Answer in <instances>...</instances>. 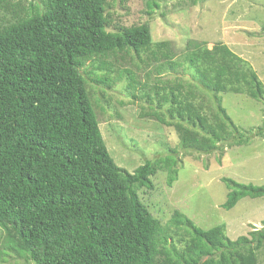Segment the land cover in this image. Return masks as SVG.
I'll return each mask as SVG.
<instances>
[{"label": "trees", "instance_id": "1", "mask_svg": "<svg viewBox=\"0 0 264 264\" xmlns=\"http://www.w3.org/2000/svg\"><path fill=\"white\" fill-rule=\"evenodd\" d=\"M39 2L0 25V226L15 248L29 264H257L264 220L261 228L231 239L224 224L202 229L174 210L163 225L150 212L138 190L151 189L159 169L171 184L177 157L146 159L133 171L118 166L102 138L81 66L91 60L110 72L109 56L122 54L137 62L144 55L158 71L163 63L176 68L184 62L190 81L146 91L142 84V94L157 108L166 105V124L182 145L203 153L264 135V121L243 134L219 95L231 91L264 101L255 70L221 42L208 48L187 39L183 56L175 59L170 40H152L148 22L107 30V0ZM154 6L147 2L149 19ZM124 71L132 94L138 81ZM222 181L225 209L264 195V184ZM169 229L185 234L182 248Z\"/></svg>", "mask_w": 264, "mask_h": 264}, {"label": "rangeland", "instance_id": "2", "mask_svg": "<svg viewBox=\"0 0 264 264\" xmlns=\"http://www.w3.org/2000/svg\"><path fill=\"white\" fill-rule=\"evenodd\" d=\"M148 1L157 5L153 7L151 19L146 13ZM39 5V0H0V25L12 22L29 12L32 6ZM104 14L107 30L148 22L153 41H171L175 59L183 56L187 39L205 41L208 48L215 42L224 43L249 63L264 87V0H107ZM112 57L108 58L112 62L110 72L97 70L93 67L96 62L91 60H85L81 66L110 156L128 171H133L146 159L177 157V175L171 184L167 182V171L159 169L151 176L152 188L138 190L150 212L163 225L174 210L202 229L224 224L231 239L261 228L264 195L243 197L232 208L225 209L222 204L228 189L222 178L264 184V135L251 136L247 144H221L222 152L203 153L185 147L176 130L166 124V105L157 108L154 98L149 103L141 88L142 84L146 91L166 82L190 81L185 63L180 61L176 68L163 63L162 70L158 71L144 55L140 62L129 54L114 60ZM126 69L138 81L132 94L125 89ZM95 79L104 82L98 83ZM219 95L221 105L243 134L244 130L256 131V127L263 124L264 101L231 91ZM154 112L163 117L164 123L155 118ZM172 230L169 229L171 240L182 248L179 239H185V234ZM0 264H29L1 226ZM257 264H264V242L257 251Z\"/></svg>", "mask_w": 264, "mask_h": 264}]
</instances>
